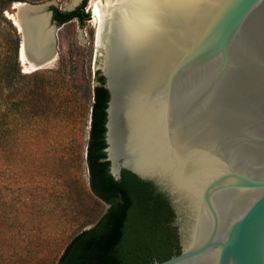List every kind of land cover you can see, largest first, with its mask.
<instances>
[{"label": "water", "instance_id": "obj_1", "mask_svg": "<svg viewBox=\"0 0 264 264\" xmlns=\"http://www.w3.org/2000/svg\"><path fill=\"white\" fill-rule=\"evenodd\" d=\"M55 5L7 13L23 73L56 59ZM137 14L116 61L101 31L105 153L174 212L180 253L155 264H264V0H142Z\"/></svg>", "mask_w": 264, "mask_h": 264}, {"label": "rangeland", "instance_id": "obj_2", "mask_svg": "<svg viewBox=\"0 0 264 264\" xmlns=\"http://www.w3.org/2000/svg\"><path fill=\"white\" fill-rule=\"evenodd\" d=\"M51 1L67 11L74 0L20 2ZM84 2L89 20H73L56 31L55 61L33 73L21 68L24 132L0 136V264H57L71 239L108 208L91 192L86 162L102 57L91 0H80L76 8ZM12 5L4 11L7 19ZM8 31L0 23V42L10 38ZM17 98L5 89L0 103L9 107Z\"/></svg>", "mask_w": 264, "mask_h": 264}, {"label": "trees", "instance_id": "obj_3", "mask_svg": "<svg viewBox=\"0 0 264 264\" xmlns=\"http://www.w3.org/2000/svg\"><path fill=\"white\" fill-rule=\"evenodd\" d=\"M20 1L24 0H0V23L10 35L8 40L3 38L0 42V101L3 102L5 89H11V95L18 97L9 107L0 103V136L11 138L23 135L27 110L19 97L23 92L20 82L25 78L18 62L20 36L4 11ZM85 7L86 2L73 11L52 7L53 21L58 27L73 20L82 24L90 17L84 12ZM96 75L86 162L91 192L108 208L94 226L71 239L57 264H155L165 261L180 253L177 230L172 225L174 212L149 182L125 169L120 179L111 175L105 153L109 93L104 76L100 71Z\"/></svg>", "mask_w": 264, "mask_h": 264}, {"label": "bare ground", "instance_id": "obj_4", "mask_svg": "<svg viewBox=\"0 0 264 264\" xmlns=\"http://www.w3.org/2000/svg\"><path fill=\"white\" fill-rule=\"evenodd\" d=\"M120 1L123 3L122 6L111 5V3H113L111 0H91L90 2V10L98 25L97 43L101 45V31L106 24L107 33L105 43H107L108 46V56L114 61H116L120 55L117 49H119L121 45H124L136 32L139 17L137 11L142 3V0ZM15 21L18 23L17 20ZM48 34V31L41 29L38 35L39 38L47 40ZM22 58H24L23 51ZM32 69L33 67L31 65V67H26L24 71L31 72Z\"/></svg>", "mask_w": 264, "mask_h": 264}]
</instances>
